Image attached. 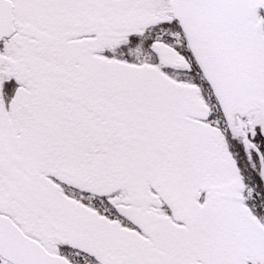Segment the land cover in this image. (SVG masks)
I'll return each instance as SVG.
<instances>
[{
	"label": "snow or ice",
	"instance_id": "1",
	"mask_svg": "<svg viewBox=\"0 0 264 264\" xmlns=\"http://www.w3.org/2000/svg\"><path fill=\"white\" fill-rule=\"evenodd\" d=\"M0 264H264V0H0Z\"/></svg>",
	"mask_w": 264,
	"mask_h": 264
}]
</instances>
